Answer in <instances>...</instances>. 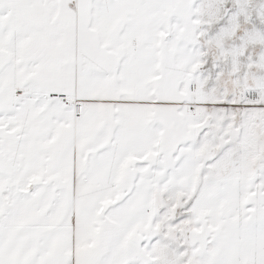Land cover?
<instances>
[{
    "label": "snow or ice",
    "instance_id": "6c2138e0",
    "mask_svg": "<svg viewBox=\"0 0 264 264\" xmlns=\"http://www.w3.org/2000/svg\"><path fill=\"white\" fill-rule=\"evenodd\" d=\"M0 264H264V0H0Z\"/></svg>",
    "mask_w": 264,
    "mask_h": 264
}]
</instances>
